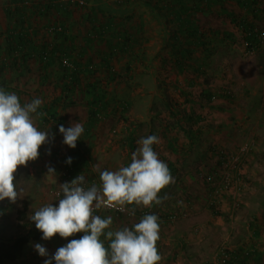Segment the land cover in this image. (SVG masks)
<instances>
[{
	"label": "rangeland",
	"instance_id": "obj_1",
	"mask_svg": "<svg viewBox=\"0 0 264 264\" xmlns=\"http://www.w3.org/2000/svg\"><path fill=\"white\" fill-rule=\"evenodd\" d=\"M35 1L48 4L50 0ZM179 1L177 6L185 5L192 13L196 3L201 2L200 7H204L193 23L203 33L205 47L193 50L191 58L185 60V70L177 69L174 56L177 51L186 50L179 43L186 45L193 40L188 37V30L178 25L172 15L175 10L158 9L171 5L176 8L175 0H127L145 11L141 16L149 17L151 8L160 16V22H148L150 27L144 29L146 34L153 32L154 37L153 34L148 37L151 32L145 34L149 40L141 41L132 53L118 50L100 67L102 73L93 78L83 75L80 78L83 87L64 98L59 91L64 76L56 65L49 70V85L41 86L42 74H37L35 61L17 66L10 60L2 65L7 45L0 39V88L15 93L22 105L41 99L38 111L47 109L56 112L58 117L65 116L62 124L65 128L81 123L84 143L95 146L92 153L82 154L83 162L74 160L68 151L64 153L66 144L58 128L53 132L58 139L51 141L35 161L18 167L14 174L17 187L23 188V197L15 203L6 198L0 201V208L17 216L18 212L33 214L48 203L54 205L51 194L59 189V184L65 183L61 174L67 168L69 157L78 167L72 169V179L83 174L86 185L99 186L101 171L127 166L132 152L139 147L137 141L156 135L160 143L154 144L153 149L171 169L175 183L158 193L160 197H167L159 205L128 206L135 208V215L101 213L102 218L112 217V230L132 228L147 211L158 217L157 248L163 258L159 264H218L223 252L238 258H246L249 253L246 264H264V0H256L252 15L257 17L245 15L238 5L234 8L238 4L236 0H221L214 9L209 7V0ZM7 2L0 0L6 7ZM88 2L92 5L95 1ZM102 2L96 0V3ZM107 2L116 5L114 0L103 3ZM219 7L226 13L216 11ZM81 10L72 11L70 20L75 22L76 16L82 18L87 9ZM134 14L128 18L135 19ZM241 20L255 24L261 34L257 50H246L244 34L237 26ZM77 26L78 23L68 28L73 35L75 55L84 46L79 34L81 28ZM83 29L86 30L84 25ZM43 31L39 30L40 37ZM126 38L129 40V35ZM52 40L49 41L55 44ZM91 55L88 52L86 57L90 59ZM107 69L112 71V76L107 74ZM89 84L98 89L86 90ZM209 95L213 99L207 102ZM98 96L106 107L87 133V104ZM58 98L61 102L54 103ZM53 104L57 107L52 110ZM197 116L202 120L197 122ZM41 118L33 114L38 128ZM216 152L225 156L224 166L216 165ZM49 167L55 169V176L47 174ZM82 235L61 238L57 234L38 242L47 249L48 257L35 251L37 243L27 245L21 259L12 264H44L59 247ZM17 237L18 234L1 236L0 242Z\"/></svg>",
	"mask_w": 264,
	"mask_h": 264
},
{
	"label": "clouds",
	"instance_id": "obj_2",
	"mask_svg": "<svg viewBox=\"0 0 264 264\" xmlns=\"http://www.w3.org/2000/svg\"><path fill=\"white\" fill-rule=\"evenodd\" d=\"M41 105L39 98L22 105L15 93L0 88V201L7 198L15 203L23 197V188L17 187L14 174L18 167L35 161L40 147L49 143L50 138L54 139V134L50 137L49 130L41 131L34 123L33 114L37 119L47 115L38 111ZM59 132L63 143L74 149L84 127L78 122L68 128L60 125ZM159 143L156 135L138 140L139 147L132 152L130 163L118 170L101 171L99 186L93 183L85 187L83 174L70 183L59 184L57 195L62 193V198L58 205L48 203L35 210L29 219L42 233L43 240L57 234L61 238L76 233L83 235L59 247L44 264H52L53 260L55 264H159L163 258L157 248L160 226L155 214L144 215L132 228L117 230L111 228V216L101 218L94 214L107 208L135 215V208L128 206L151 208L167 198L158 193L174 184L175 179L153 149V145ZM66 163H71V157ZM47 174L55 176V169L49 167ZM34 248L40 256H49L41 244H35Z\"/></svg>",
	"mask_w": 264,
	"mask_h": 264
},
{
	"label": "trees",
	"instance_id": "obj_3",
	"mask_svg": "<svg viewBox=\"0 0 264 264\" xmlns=\"http://www.w3.org/2000/svg\"><path fill=\"white\" fill-rule=\"evenodd\" d=\"M18 0H11L10 2L15 6V4H17ZM49 1V0H46ZM180 1L178 0V2H176V6L177 3H179ZM239 4L241 3H245V5H248L251 7V11L253 12L254 8L256 7V0H238ZM244 5V6H245ZM47 6V7H45ZM43 6V10L40 11L38 5H36L37 7V11H39L37 14L40 16L41 14L44 16V20H46L47 24H50V20H53L54 23H52L51 25H57L58 22H60L61 24L65 23L67 20L66 16H69V13H71L68 9V7H65V5H55L53 4V0L49 1L48 5ZM74 11V10H73ZM255 12V11H254ZM13 15H21V9H14L13 10ZM16 13V14H15ZM222 13H226V11H223ZM6 15L9 16L10 12L7 11ZM63 15H66L65 18L66 20H64ZM227 15H230V13H227ZM254 15V14H253ZM22 16V15H21ZM253 17H257L256 15H254ZM25 21L21 20L20 23L23 24ZM76 23V22H75ZM238 27L242 30L243 34H244V39L246 41V43L248 44L246 50L251 52L254 50H257L259 45H260V34L257 31L255 24L246 21V20H241L237 23ZM50 28V26L45 25L42 29L44 30L43 32H41V42L38 45L35 44L33 42V40H29V38L27 37L28 35H25L23 32L22 33H14L16 32L15 29L18 28H14L13 31L14 32H9L7 34V37L4 39L6 42V48H5V57L2 59V65H4L5 62L13 60L14 64L17 66H20L19 64H26L29 61H35L37 63V74H42L41 76V81L39 82V84L41 86L43 85H49V80H48V74H49V70L52 66H55L57 64V61L60 60L59 58L61 56H65V57H71V53L72 50L74 48V46L72 44H74V42H72V39L67 37L65 31L64 32H54L53 34H48L46 32V30ZM94 29V27H93ZM97 30L100 32V30H102V27L100 28L97 27ZM117 32V30H114ZM187 33L189 34V38L193 40V42H191L190 44L187 43L182 44L179 43L182 47L186 48V50H182V51H177L175 56H174V65L177 67V69L179 71H182L183 69L185 70L184 63L185 60H189L191 58L192 52L195 48H201L205 47V44L203 43V33L197 28V27H192L190 28ZM213 33V32H212ZM123 36L120 31L115 34H113V36H111L112 38H110V40H100L98 42H93V41H89L86 40L84 46L82 47V49L79 51H81L79 54H77V57L74 61V64L77 67H80V70L75 72L72 76H71V80L69 81V85L67 84V76H66V71L61 69V72L63 73V78H64V82L62 85H60L59 87V91L61 93L62 98L64 97H68V95L72 94L77 88L83 87L82 83H81V77L83 75L89 76V78H93L95 77L98 73L100 74V67L105 66L108 63V59L107 56H111V55H115L116 51L118 50H123V48L126 49L125 52L131 51V48L127 43L128 40L124 39V42H120L118 43L119 37ZM50 38H52L55 41V44H53L52 42H50ZM124 38V37H123ZM52 40V41H53ZM117 40V41H116ZM49 41V42H48ZM69 41V43H67ZM126 41V42H125ZM72 45V46H71ZM128 48V49H127ZM103 49V51L101 50ZM106 51V52H105ZM88 52H91L92 55L90 57V59L87 56ZM90 54V53H89ZM108 54V55H106ZM83 56L87 59H83ZM94 58H93V57ZM96 59H99L96 61ZM83 60L86 61L85 63H82ZM95 60V61H94ZM4 61V62H3ZM95 64V66L97 67L96 71L94 72H88L87 70V66H89V64ZM85 64V65H84ZM57 66V65H56ZM1 67V66H0ZM83 68V69H81ZM108 68V67H107ZM103 70V69H102ZM32 72V71H31ZM105 72V71H104ZM112 71L110 69H107V74L109 76H112ZM198 72V70H197ZM102 73V72H101ZM48 81V82H47ZM96 84L98 85L99 82L97 81ZM191 86H193L192 84H189ZM85 87V86H84ZM92 90V91H96V88L94 84H89L88 89L86 88V90ZM63 95V96H62ZM228 98V96H226ZM211 99H213V97H211V95L207 96V102H209ZM61 102L60 99H55L54 103H59ZM88 108H87V114H88V127L86 128V132L88 133V131L91 130V128L94 127V122L97 121V119L101 116L100 114L104 111L106 105L103 102V100H101L98 97L94 98V101H90L88 104ZM57 107V104H53V108L52 110ZM44 112L47 113V115L45 116L46 120L45 123L50 124L51 126V132H56L58 130V127L60 125H62L64 123V119H59L58 115L56 114V112L51 111V110H47L44 109ZM197 122H199L201 119L200 116H197ZM190 121L193 120L192 117L188 118ZM51 133V134H52ZM51 136V135H50ZM132 144V142H130ZM80 141L77 140L76 142V147L70 148L69 149V153L76 159L74 160H81V162H83V158H82V152L80 150ZM171 147V146H170ZM130 150H134L133 145L130 147ZM225 156L222 155V152H216V165L219 166H224L225 164ZM67 168L70 169H77V163H73L71 162L70 164H68L66 166ZM170 173L172 174L171 169ZM25 218V212H18L17 214V220L21 221ZM40 241H44L42 239V233L36 229V227L30 228L29 230H27V232L22 235L19 236L17 238H14L11 241L8 242H0V264H12L17 262L18 260L21 259L23 251L25 246L30 243V242H40ZM251 256V254L249 255V253L247 254V257H242V258H238L237 255L236 256H231L229 261L226 264H246V260H248L247 258H249Z\"/></svg>",
	"mask_w": 264,
	"mask_h": 264
},
{
	"label": "crops",
	"instance_id": "obj_4",
	"mask_svg": "<svg viewBox=\"0 0 264 264\" xmlns=\"http://www.w3.org/2000/svg\"><path fill=\"white\" fill-rule=\"evenodd\" d=\"M11 0H9V3L6 7V5L4 6L3 4H0V9L3 10V13L1 14V19L2 22L0 23V39L3 40L7 37V34L9 32H14L13 29L14 28H18L15 29L16 32L14 33H24L25 35H28L27 37L29 38V40H33L34 43H42L41 42V37L39 36L40 32L39 30L42 29L45 25H47V22L44 21V16L41 14L40 16L37 14L39 11H37V7L36 5H38L39 10L42 11L43 10V6L48 5V4H41V3H36L35 0H18L17 4H15V6L10 2ZM25 1H29L28 6L23 5L25 3ZM90 1H95L93 2L94 4L90 5L87 9V11H90L89 14L85 17V14L81 17L76 16V23H78L79 25H84L87 29V32L89 34L92 33V31L96 28L102 27V30H100L99 32V36L102 40H110V38H112L111 36H113V34L116 35L117 32L120 31V33L123 35V37L125 38V40L127 39L126 36L129 35V40H128V45L131 48V51H128L127 53H132L135 49L137 50V47H140L141 41H148L149 38L147 39V37L145 38L146 35H149V33L151 31H149L147 34L145 32L144 29H147L150 27V25L148 24V22H152L154 21L155 23L160 22V19L158 17V14L151 9H149V17H145V15L141 16L142 12H145L142 8H137L135 5H127L124 4V6H113V7H105V3L104 0L102 3H96V0H90ZM221 0H209L208 1V5L211 9L216 8V6L219 4H221L220 2ZM178 2V0H175V3ZM181 2V1H180ZM199 2V1H198ZM91 3V2H90ZM234 8H236V5H238V9L239 11H244L242 13H244L247 16H253L252 15V11H251V7L248 5H245V3H241L239 4L238 0H236ZM201 2L196 3V6H194V12H191V8H187V6L185 5H179V6H168V7H164V8H158V9H163L165 12L167 11H173V14L176 17V20L178 22V25L185 27L187 30H189L190 28L194 27V19L196 18L197 15L199 16V14L201 13V11H203V8L200 7ZM245 5V6H244ZM6 7V8H5ZM47 7V6H45ZM208 7V8H209ZM21 9V15L17 14V15H13V10L14 9ZM170 8V10H169ZM9 11L10 15L7 16L6 12ZM77 11H82V10H77ZM216 11L218 12H223V10H221V7H219ZM135 19H130L128 17L133 16ZM147 13V12H146ZM16 14V13H15ZM71 13H69L70 15ZM148 14V13H147ZM63 15V19L67 20L65 23L69 24L71 23L70 27H72L74 24V21L70 20L71 18L69 16ZM151 18V19H150ZM246 19H248L247 17H245ZM21 20H24L25 22L23 24L20 23ZM1 21V20H0ZM53 20H51L50 22H52ZM247 21V20H246ZM73 22V23H72ZM136 22V24H135ZM132 23V24H131ZM155 25V24H154ZM94 27V29H93ZM132 27V30L130 31L129 28ZM91 28V29H90ZM129 29V30H128ZM114 30H117L114 31ZM146 34V35H145ZM153 32L150 33V35L148 37H152ZM144 37V39H143ZM154 37V34H153ZM90 41V40H89ZM117 41V40H116ZM126 42V41H125ZM120 43V42H118ZM127 48V49H128ZM103 51V49H101ZM126 51L125 48H123L122 53H124ZM106 52V51H105ZM108 55V54H106ZM111 57L107 56V59L109 60ZM54 66H52L50 68V70L53 68ZM45 117V116H44ZM59 119H65V116H61L58 117ZM47 119V118H46ZM45 118H41L40 121H38V125H39V130L41 131H47V129L49 130V128L51 127L50 124L45 123ZM65 121V120H64ZM87 127L88 124L87 123ZM59 128V127H58ZM52 129V128H51ZM52 131V130H51ZM49 134L52 136L54 133L51 134V132L49 131ZM57 135V134H56ZM54 134V139L50 138V142L47 144H44L40 147L39 149V154L43 151V149H46V146L51 144V141H55V139H58L57 136ZM50 136V137H51ZM80 141V150L85 154H90L92 153V149L95 147L93 145V143L87 144L84 143L86 140L84 138L83 135H81L80 139H78ZM65 150L64 153L69 152V147L67 145H65ZM68 151V152H67ZM15 181L17 182V179H15ZM19 182H22L21 184L23 185L24 182L21 180ZM18 183V182H17ZM106 214H109L106 212ZM31 213L29 214H25V218L21 221L17 220V216H12L11 214H7L6 211L1 210L0 208V237L1 236H15V235H24L27 230H29L30 228L35 227V223L33 221H31L29 219ZM253 219H256L253 217ZM16 229V231L14 230ZM14 230V232H13ZM14 233V234H13ZM41 242V241H40ZM34 244V243H38V242H30L27 245L30 244ZM26 245V246H27ZM25 246V247H26Z\"/></svg>",
	"mask_w": 264,
	"mask_h": 264
},
{
	"label": "built area",
	"instance_id": "obj_5",
	"mask_svg": "<svg viewBox=\"0 0 264 264\" xmlns=\"http://www.w3.org/2000/svg\"><path fill=\"white\" fill-rule=\"evenodd\" d=\"M114 1H115L114 3H116L115 6H124V4L131 5V4L127 3V0H114ZM28 4H29V1H25V3L23 5L28 6ZM53 4H55V5H65V7H68L69 8L68 10L70 12H72L73 10L75 12H77V10L85 9V8H87V7L90 6L88 0H53ZM105 7L106 8L107 7H110L111 8L113 6H112V3L109 4V2H107V3H105ZM76 25H77V23L74 24V27ZM49 26H50V28H48L46 30V32L48 34H53L54 32H57L58 33V32H64L65 31L67 37L73 39V35L68 32L69 31L68 28H70V25L69 24H67V23H64V24L62 23L61 24L60 22H58L57 25H51L50 24ZM78 27H80L81 29H79ZM77 28L79 29V34H81V41L83 42V44H85L86 40H91L93 42H98V41L101 40V38L99 36V31L97 30V27L92 31L91 34H89L87 32V29L86 30L83 29V25H79V26H77ZM69 34L71 36H69ZM124 39L125 38H123V36L120 35L118 42H124L123 41ZM259 40H260V43H261V34H260ZM67 43H69V41ZM246 46H248V44H246ZM80 52L81 51H79V48H78V53H80ZM116 53H117V51H116ZM76 57H77V55H75V53L74 54L71 53V57L61 56L59 58L60 60H58L57 61V64H56L59 69L61 67V69H63V70L66 71V76H67V79L66 80H67V84L68 85H69V81L71 80V76L75 72H77V71L80 70V67H77L74 64V61H75ZM81 69H83V68H81ZM96 69H97V67L95 66L94 63L93 64H89V66H87V70L90 73L96 71ZM99 70L101 71L102 69H99ZM61 176H62V178L64 179L65 182H69L70 183L71 180H72V169H70V168L64 169L63 170V173L61 174ZM92 184H90V185H86L85 184L84 186L85 187H89ZM227 186L229 187L228 184H227ZM58 192H60L59 189L58 190H54L52 192V194H51L52 195V198H53V200L55 202L54 203V206L58 205V200L62 198V193L60 195H57ZM99 210H101V212L97 210L94 214L100 215L101 218H102L101 213H103V212H105V213L107 212V213H110V214H115L117 216H130V214L127 211L120 212V211H117V210H114V209H107V208H101ZM146 214H148L147 211H144L141 214V219ZM229 259H230L229 254L223 252V254L221 256V259L219 260L218 264H226L229 261Z\"/></svg>",
	"mask_w": 264,
	"mask_h": 264
}]
</instances>
